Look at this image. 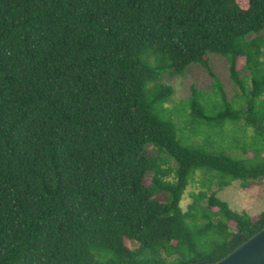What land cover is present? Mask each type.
Masks as SVG:
<instances>
[{"label": "trees", "instance_id": "trees-1", "mask_svg": "<svg viewBox=\"0 0 264 264\" xmlns=\"http://www.w3.org/2000/svg\"><path fill=\"white\" fill-rule=\"evenodd\" d=\"M194 62L211 89L170 108ZM259 178L264 0H0V264L216 261L264 226L218 191Z\"/></svg>", "mask_w": 264, "mask_h": 264}, {"label": "rangeland", "instance_id": "rangeland-1", "mask_svg": "<svg viewBox=\"0 0 264 264\" xmlns=\"http://www.w3.org/2000/svg\"><path fill=\"white\" fill-rule=\"evenodd\" d=\"M208 57L211 67L221 78L227 95L229 98H232L235 93L239 91V86L231 77L227 58L222 54L215 52H210ZM244 64V58L240 57L237 62L238 68L242 69ZM246 73L247 71L242 70L241 74L245 75ZM162 80L174 87V92L171 96V99L167 102V105L170 108H174L180 100L187 99L191 96L193 85H196L201 89L210 90L214 81V77L210 74L206 67L200 63L194 62L187 67L184 74L166 71L162 76ZM189 111L190 109L188 108L180 122L187 118V113ZM175 117L177 120L180 119V116ZM224 144L230 145L228 148L230 150L242 151L241 148L231 145V139L229 137H226ZM149 149L153 150L154 153L157 151L153 146H149ZM251 153L252 151L249 149L246 155H251ZM173 164H175V162H173ZM151 175L152 173H150L146 179L147 182L150 181ZM200 180L201 174H197L195 180L191 181V183L188 185L181 202L184 208H187L189 202L192 201L191 193L198 191L201 187ZM214 188H217V183L214 184ZM218 195L221 198L227 200L233 208L237 210H245L253 216H257L258 213L264 210V178H259L257 182L250 187H243L240 180H234L230 185L220 189L218 191ZM231 227L235 228V222L231 223ZM127 243L129 246H135V242L132 240H127Z\"/></svg>", "mask_w": 264, "mask_h": 264}, {"label": "water", "instance_id": "water-1", "mask_svg": "<svg viewBox=\"0 0 264 264\" xmlns=\"http://www.w3.org/2000/svg\"><path fill=\"white\" fill-rule=\"evenodd\" d=\"M264 264V226L224 257L213 261L203 260L189 264ZM123 264H154L148 262Z\"/></svg>", "mask_w": 264, "mask_h": 264}]
</instances>
